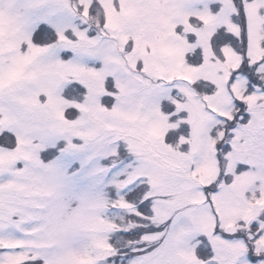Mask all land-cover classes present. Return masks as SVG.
Instances as JSON below:
<instances>
[{
	"label": "snow or ice",
	"instance_id": "obj_1",
	"mask_svg": "<svg viewBox=\"0 0 264 264\" xmlns=\"http://www.w3.org/2000/svg\"><path fill=\"white\" fill-rule=\"evenodd\" d=\"M0 264H264V0H0Z\"/></svg>",
	"mask_w": 264,
	"mask_h": 264
}]
</instances>
